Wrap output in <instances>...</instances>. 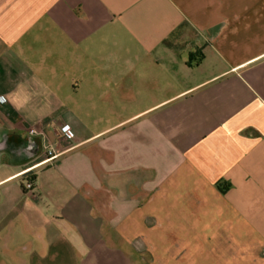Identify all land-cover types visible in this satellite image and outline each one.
<instances>
[{"label":"crops","instance_id":"1","mask_svg":"<svg viewBox=\"0 0 264 264\" xmlns=\"http://www.w3.org/2000/svg\"><path fill=\"white\" fill-rule=\"evenodd\" d=\"M103 259L264 264V0H0V264Z\"/></svg>","mask_w":264,"mask_h":264},{"label":"built area","instance_id":"2","mask_svg":"<svg viewBox=\"0 0 264 264\" xmlns=\"http://www.w3.org/2000/svg\"><path fill=\"white\" fill-rule=\"evenodd\" d=\"M31 132H35V129H31ZM49 153H51V151H49ZM25 187L27 189L31 190L33 188L32 182H30V181L29 182H26Z\"/></svg>","mask_w":264,"mask_h":264},{"label":"rangeland","instance_id":"3","mask_svg":"<svg viewBox=\"0 0 264 264\" xmlns=\"http://www.w3.org/2000/svg\"><path fill=\"white\" fill-rule=\"evenodd\" d=\"M107 261H110L111 264H112V263L114 264L115 261H116L118 264H120V260H104V259L102 260V262H103L102 264H108Z\"/></svg>","mask_w":264,"mask_h":264}]
</instances>
